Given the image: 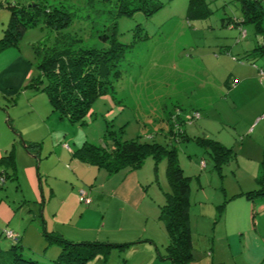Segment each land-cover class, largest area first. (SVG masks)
Masks as SVG:
<instances>
[{
  "label": "rangeland",
  "instance_id": "374dc122",
  "mask_svg": "<svg viewBox=\"0 0 264 264\" xmlns=\"http://www.w3.org/2000/svg\"><path fill=\"white\" fill-rule=\"evenodd\" d=\"M7 1H18L24 5L41 3L51 7H63L73 12L72 23L65 32L82 40L84 45L106 46L100 35L114 26L118 40L130 45L120 65L123 77L116 83L115 91L102 96L93 104L84 124H73L67 119H60L58 113L51 111L48 124L55 132L56 147L49 146L47 140L46 144H43L41 161L38 162L34 155L28 153L21 145L28 156L26 160H30L29 164L24 163L25 159L21 158L18 150L16 153L14 151L15 159L17 161L18 158L19 161L18 168L21 169L22 190L24 189V193L31 199L25 208L36 212L42 203L35 201L22 169L31 170L32 167L37 184L49 194L52 185L60 182L55 177L59 174L54 168L57 166L56 159L61 160L63 146L70 147V150H65L64 155L71 159L75 139L85 137L88 142L101 144L105 134H109L108 131L110 134L115 133L122 140L155 141L168 149H176L178 162L184 173L192 176V199L203 197L204 190L210 192L213 185H225L230 190L234 179L229 171L235 163L224 166L226 176L220 180L209 151L197 142L196 138L210 137L221 141L226 140L227 134L235 135V117L240 115L242 110L236 96L232 94L233 88L238 82L237 76L245 70L251 71L248 63H241L246 59L242 55L243 47L248 45L247 48L254 50L256 46L264 45V32L256 34L255 25L242 24L240 27H232L224 24L229 19L241 17L239 0H208L213 12L191 20L188 19L189 0H160L163 7L150 16L143 11H136L132 15H116V0ZM7 12V9H0V14H8ZM245 30L248 36L245 34L243 37ZM54 38L55 35L42 24L32 26L26 31L19 48L17 47L24 54L23 60L27 66V71L22 73L25 76L20 75L19 83L27 81L30 77L32 79L39 73L33 44L46 41L48 45H52ZM255 51L258 52L256 55L250 54L254 58V65L263 69L264 53L260 55L257 48ZM10 79L9 77L7 81ZM24 88L29 87L25 85ZM42 94L47 96L46 93ZM0 104V121H3L7 128L10 114L3 108L4 105H9L15 121L23 127L25 133L36 134L38 137L46 135L45 123L39 121V116L31 107L28 97L5 89L0 92ZM11 105H14V109ZM54 121L56 125L51 126ZM239 129L244 127L241 125ZM59 130L67 135L58 144L57 136L62 134ZM183 130L190 139H184L181 134ZM236 138L240 139L241 136ZM250 140L252 138L249 142ZM167 159L164 155L155 168V159L149 156L138 168L140 176L150 180L146 182L148 192L154 197L156 208H160L158 219L164 225L165 221L160 217L161 208L166 200L165 192L171 190L167 178ZM203 160L207 164L206 168L201 167ZM61 161L63 166H70ZM23 165L25 166L22 168ZM38 171L41 183L38 180ZM5 179V175L0 176V187ZM12 182L8 180L5 189L10 188ZM0 192L3 190L0 189ZM51 207L59 208V201L53 199L48 210ZM154 215L155 213L152 217ZM54 217L56 216L51 218ZM0 246L9 248L5 247L4 241ZM92 260L90 264H97L95 259ZM106 264L119 262L111 261L110 258Z\"/></svg>",
  "mask_w": 264,
  "mask_h": 264
},
{
  "label": "crops",
  "instance_id": "0c3cea01",
  "mask_svg": "<svg viewBox=\"0 0 264 264\" xmlns=\"http://www.w3.org/2000/svg\"><path fill=\"white\" fill-rule=\"evenodd\" d=\"M3 1L0 0V9H7L2 5ZM7 11L8 14H0V38L10 19V10ZM237 19L241 22L242 14ZM224 24L240 27L247 23L235 25L227 20ZM257 32L264 30L258 31L256 28V34ZM245 34L246 30L243 31V37ZM247 47L248 45L243 47L242 55L246 59L241 63H248L251 71L245 70L237 76L238 82L232 93L242 111L235 117V135L227 134L226 140L220 141L234 151L233 158L226 164L235 163L229 171L234 184L230 190L225 185H213L210 192L204 190L201 198L192 199L191 192L189 215L193 260L189 264H264V193L253 198L245 195L246 192L260 188L257 178L264 171V68L254 65V58L250 56L252 53H258L255 51L258 47L254 50ZM18 48L11 47L0 53V92L11 89L28 97L31 107L36 110L39 121L45 123L47 131L43 137L25 133L23 127L15 121L9 105H4L3 108L7 109L10 115L7 119L9 128L0 121V176L5 175L6 178L0 187L3 190L0 192V243L4 241L6 248L19 244L26 257L52 263L61 248L47 242L43 233L46 230L73 242L102 241L127 244L122 248H113L106 261L98 254L93 258L97 264H106L110 258L119 264H172L159 256L165 253L169 237L165 225L158 219L160 208H156L154 197L149 195L146 182L150 180L143 179L138 169L126 168L108 173L103 168L81 161L74 153L88 142L85 137L74 140L75 149L71 153V159L64 155L65 150H70V147L63 146L61 160L70 166H63L64 163L56 159L57 166L54 171L59 175L55 177L60 182L52 185L49 194L37 184L32 167L31 170L22 169L35 201L42 203L36 212L25 208L31 199L24 193V189L22 190L21 169L18 168L19 161L18 158L16 161L14 151L16 153L18 150L21 158L25 159L24 163L29 164L30 160H26L28 156L22 148L24 146L39 162L43 144L48 140L49 146L56 147V140L55 132L48 124L51 111L54 112L48 97L39 89L28 86L31 77L19 83L20 75L27 71V66L23 60L24 54ZM9 77L11 79L7 81ZM25 85L29 88H24ZM55 125L56 121L51 126ZM241 125L244 132L239 129ZM59 132L62 134H58L57 143L67 135L64 131ZM236 136L241 138L237 139ZM248 137L252 138L250 142ZM30 143H38L39 146L28 148L27 144ZM7 155H11V158L1 162V158ZM206 165L201 167L206 168ZM224 166L219 174L220 180L226 176ZM37 173L40 182V171ZM8 180H12L13 184L5 189ZM82 189H87L86 192L91 198L90 204L82 202ZM53 199L59 201V208L51 207L48 210ZM222 204L224 208L220 213L219 206ZM52 216L56 217L51 218ZM5 229L14 232L18 241L7 237L2 240L1 238L5 237ZM90 263L91 260L87 264Z\"/></svg>",
  "mask_w": 264,
  "mask_h": 264
},
{
  "label": "trees",
  "instance_id": "16d2710c",
  "mask_svg": "<svg viewBox=\"0 0 264 264\" xmlns=\"http://www.w3.org/2000/svg\"><path fill=\"white\" fill-rule=\"evenodd\" d=\"M239 1L243 20L240 22L238 19H229L230 23L253 24L258 31H263L264 0ZM2 5L10 10V19L0 38V53L11 47H19L30 27L38 24L46 26L55 35L54 42L52 45H48L46 41L33 44L39 73L31 79L28 86L46 93L52 110L61 118L84 124L93 104L102 96L115 91L116 83L123 77L120 65L130 45L118 40L115 26L100 35L106 46L82 44V40L65 32L72 23L73 12L63 7H51L41 3L24 5L18 1L7 0ZM162 7L160 0H116V15H132L136 11H143L150 16ZM210 12L213 10L209 7L208 0H189L188 19L201 18ZM257 49L260 50L259 54L264 53V45ZM108 132L101 144L86 142L75 151V156L83 162L105 169L108 173L126 168L138 169L149 156L155 159L157 168L158 161L164 155L167 156V178L171 190L165 192L166 200L160 217L165 221L169 242L165 253L159 256L172 264H189L193 260L189 215L192 176L184 173L178 162L176 149H168L155 141L122 140L115 133ZM181 134L184 139H190L186 131L183 130ZM196 141L209 151L214 161V169L221 174L223 166L234 156L233 148L210 137H197ZM35 146L39 144H27L28 148ZM10 158L11 155L4 156L1 162ZM257 181L260 188L246 192L247 197L253 198L264 193V171ZM219 207L222 213L223 204ZM7 231L10 230H4L5 237L11 238L6 235ZM43 233L49 244H56L61 248L52 263L26 257L21 251L22 246L16 244L9 249L0 246V264H87L98 254L106 261L113 248L127 245L102 241L73 242L57 233L46 230ZM11 239L18 241V236Z\"/></svg>",
  "mask_w": 264,
  "mask_h": 264
},
{
  "label": "built area",
  "instance_id": "2783aa9c",
  "mask_svg": "<svg viewBox=\"0 0 264 264\" xmlns=\"http://www.w3.org/2000/svg\"><path fill=\"white\" fill-rule=\"evenodd\" d=\"M262 74H263V73H262ZM188 118H189L190 120L192 119L191 116H188ZM201 165H202V166H205V165H206V163H205L204 160L201 162ZM3 181H4V179L1 181V184L3 183ZM80 197H81V200H82L83 203H85V204H90V202H91V198L88 196L87 192H86L84 189L80 190ZM6 235H7L8 237H11V238H16V237H17V235H16L14 232H12V231H7V232H6Z\"/></svg>",
  "mask_w": 264,
  "mask_h": 264
}]
</instances>
